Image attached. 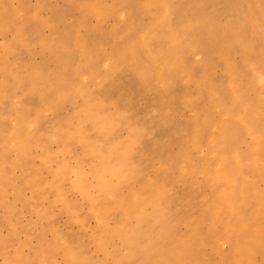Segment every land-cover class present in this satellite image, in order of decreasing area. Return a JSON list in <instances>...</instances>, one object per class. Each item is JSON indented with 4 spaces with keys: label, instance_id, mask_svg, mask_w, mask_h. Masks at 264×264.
<instances>
[{
    "label": "rangeland",
    "instance_id": "rangeland-1",
    "mask_svg": "<svg viewBox=\"0 0 264 264\" xmlns=\"http://www.w3.org/2000/svg\"><path fill=\"white\" fill-rule=\"evenodd\" d=\"M150 1L0 0V18L6 24L0 30V159L13 180L6 181L4 194L0 192V237L7 241L1 264L6 262L5 253L14 258L17 251L28 259L25 264H44L35 249L42 242L55 243L58 235L81 249L85 264H121L114 257L116 244L124 249L122 239L113 238L116 244L110 243L109 253L98 247L94 234L99 221L93 204L74 187L78 167L96 182L89 170L96 157L75 137L63 136L71 125L79 124L80 110L88 100L98 101L108 114L121 115L109 134H100L89 121L82 126L96 146L129 142V156L138 172L123 192L149 184L162 191L160 203L170 226L155 262L174 242L181 246L182 260L173 264H239L232 248L236 234L226 232L232 214L226 202L221 207L216 202L223 183L215 182L214 149L227 159L238 149L242 161L229 163L230 178L236 183L247 180L253 194L264 191V4L258 7L260 0H178L181 17L157 28L153 26L159 18L156 8L146 6ZM96 4H114L116 9L100 18L92 11ZM196 11L225 25L230 43L214 41L211 46L200 39V47L188 54L187 71L167 92L159 93L156 79L145 81L129 64L118 66L117 46L127 40L139 45L137 59L145 62L141 43L147 33L151 32L154 46L167 51L176 37L173 34H181L179 27ZM237 11L241 24L235 18ZM90 48L97 60L94 69L86 66ZM234 66L238 73L232 76ZM38 79L54 87L42 94L35 88ZM214 93L219 94L217 101ZM241 112L246 114L243 120ZM224 117L230 119V129L220 137L222 143L213 145L216 126ZM18 127L30 153L14 165L19 163V153L9 145ZM64 162L70 169L59 180L57 192L52 183ZM31 179L40 182L39 195ZM64 200L69 207H63ZM37 206L49 210V224L39 219ZM240 209L250 224L244 234L256 227L263 231L254 245L253 262L240 264H257L264 261V210L253 199ZM106 216L110 225L122 221L115 208ZM48 259L49 264H68L60 251ZM13 264H18L17 259Z\"/></svg>",
    "mask_w": 264,
    "mask_h": 264
},
{
    "label": "bare ground",
    "instance_id": "bare-ground-1",
    "mask_svg": "<svg viewBox=\"0 0 264 264\" xmlns=\"http://www.w3.org/2000/svg\"><path fill=\"white\" fill-rule=\"evenodd\" d=\"M264 0H260L258 7H261ZM154 5L156 8V16H158V22L153 26L159 27V24H168L172 18L175 19L181 17L182 8L180 1L178 0H153L149 4H146L148 8ZM113 6V7H111ZM156 6V7H155ZM115 5L96 4L92 7V11L100 18H107L115 12ZM21 10H18V14H21ZM201 15L202 12L196 11L192 16V19L184 23L179 27L173 35L172 46L166 51L161 46H154L152 43V34L148 32L145 40L141 43L145 55L148 60L145 62H139L137 59L139 45H131L133 42L127 40L126 44L117 46L115 49L116 59L118 60V66L129 64L134 73L140 75L145 81L149 82L152 79H156L159 82V93L164 94L167 92L175 80L186 72L188 68V54L190 51H195L201 45L200 39H204L207 45H213L214 41H221L222 44H229L227 37V29L225 25L218 22L215 18L204 19ZM235 18L238 19L241 24L240 13L237 11ZM6 24H3L0 18V30L5 28ZM243 30H245V24H243ZM203 34V37L201 35ZM184 37V40L182 38ZM47 44V40L43 41ZM203 45V44H202ZM206 45V46H207ZM88 68L94 69L96 65V57L93 49H89L86 53ZM231 75H237L238 67L234 66L230 70ZM194 74V73H193ZM204 76L206 74L204 73ZM39 85L35 88L42 94L48 90H52L54 85L46 86L42 81L38 79ZM240 90L236 88L237 100H240ZM239 95V97H238ZM45 96V95H44ZM213 100L217 101L218 93H214ZM164 99V98H163ZM98 101L88 100L82 107L79 113V124L71 125V128L63 136L67 138L75 137L86 148V152L89 155L96 157V161L90 164V172L97 178L96 182L90 180L88 171L86 169L78 167L75 169L77 179L74 182V187L81 190L84 195L89 198L93 204L92 210L99 221V228L94 234V240L98 247L106 253L110 252V243L116 244L115 239L119 237L122 239L121 246L116 244L117 255L114 259H119L121 264H136L138 261L143 260V264H148L153 261V264H173L174 260L179 261L181 258V246L178 243L171 244L167 252L163 253L165 256L162 259H157L159 244L163 238L168 234L170 226V217L165 213L160 200L162 192L160 189L154 187V185L144 186L141 185L136 189H131L127 194L122 190V187L126 184L129 185L131 180L137 176V168L133 164L131 157L129 156V142L116 140L109 146L104 148L96 146L95 143L90 142L87 138V131L82 124L87 121L91 122L100 134H109L115 129L117 122H120L121 115L108 114L104 112L100 104H96ZM162 106V104H161ZM231 111V110H230ZM228 113V111L226 112ZM245 112L239 114V118L243 120ZM229 117V116H228ZM228 117L217 124L216 138L214 144L222 143L220 137L230 129L231 123ZM23 124L25 120H21ZM207 125L211 122L209 118ZM136 132H142V129H138ZM13 138L9 147L19 153V163L14 162V165H20L29 155V148L26 144V140L23 136V131L18 127L13 132ZM198 133V132H197ZM62 136V137H63ZM9 143V141H8ZM50 156L51 153H49ZM242 154L237 149L232 155H227L221 152L218 148L214 149V157L216 158V178L215 182L220 181L223 183V189L217 194L216 202L221 204L227 203V209L232 214L230 220L226 223V232L229 235L236 234L234 248L237 262L250 263L253 262V255L255 254L254 245L259 243L262 238L260 233L263 231L256 227L250 229V232L244 234L249 223L243 216V211L240 207L249 203L252 199L255 200L256 205L264 210V191L256 192L253 194L250 191V185L247 180L239 181L230 178L229 163L233 165V161L239 165L242 161ZM209 165L213 164V160L209 159ZM210 168L208 166L206 172L210 175ZM69 164L64 162L57 172V181L52 183V186L58 192L59 180L66 176L69 170ZM231 169V168H230ZM232 170V169H231ZM72 171V170H71ZM9 168L6 163L0 159V192L4 194V185L7 182H12V174L9 175ZM235 179V178H234ZM36 194L41 193L40 182L34 179L30 180ZM16 188V187H14ZM17 190V188H16ZM63 200V199H62ZM107 201L110 205L103 206V202ZM63 207H69V203L64 200ZM151 207V208H149ZM221 207V206H220ZM117 209L122 216V221L110 225L106 214H109L110 209ZM38 217L42 221H46L49 224L47 213L49 210L46 207H36ZM136 218V222H130V219ZM80 220L81 217H78ZM245 230V231H244ZM58 235V234H57ZM226 241V240H224ZM7 241L0 237V253L5 252ZM36 253L44 264L48 263V258L52 256L53 252L60 251L63 253L68 264L79 262L85 264L86 259L81 253V249L69 243L63 241V237L58 235L55 243L42 242V244L36 247ZM162 254V255H163ZM6 262L4 264H13L14 258L17 259L18 264H25L28 259L17 251L14 258L5 253ZM56 257V255H55ZM60 261V260H58ZM57 261V262H58ZM56 262V261H55ZM185 264H188L184 262ZM1 264V263H0ZM57 264V263H56ZM59 264V263H58ZM257 264H264V261H258Z\"/></svg>",
    "mask_w": 264,
    "mask_h": 264
}]
</instances>
